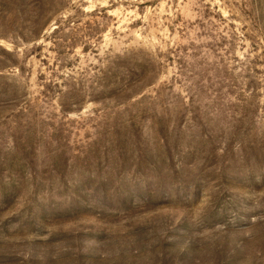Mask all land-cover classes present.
<instances>
[{"label": "rangeland", "instance_id": "374dc122", "mask_svg": "<svg viewBox=\"0 0 264 264\" xmlns=\"http://www.w3.org/2000/svg\"><path fill=\"white\" fill-rule=\"evenodd\" d=\"M0 264H264V0H0Z\"/></svg>", "mask_w": 264, "mask_h": 264}]
</instances>
